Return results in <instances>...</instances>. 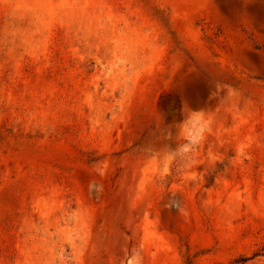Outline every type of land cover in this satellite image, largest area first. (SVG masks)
Masks as SVG:
<instances>
[{"label": "rangeland", "instance_id": "374dc122", "mask_svg": "<svg viewBox=\"0 0 264 264\" xmlns=\"http://www.w3.org/2000/svg\"><path fill=\"white\" fill-rule=\"evenodd\" d=\"M0 264H264V0H0Z\"/></svg>", "mask_w": 264, "mask_h": 264}, {"label": "clouds", "instance_id": "9594fccd", "mask_svg": "<svg viewBox=\"0 0 264 264\" xmlns=\"http://www.w3.org/2000/svg\"><path fill=\"white\" fill-rule=\"evenodd\" d=\"M216 89V93L220 90H225L226 94L223 99L227 101L237 99L241 95L239 89H236L231 85L222 86L216 83ZM216 93H213V95ZM182 112L184 119L165 129L164 138L168 140L173 138L171 128L174 127L176 129V147L173 149L165 145L160 151L159 163L162 169H170L173 166L184 167L190 165L193 162L196 151L202 144H204L207 137L213 131V110L195 111L192 110L187 103H184ZM236 152L239 154L240 149L237 148ZM178 211H182V209H178Z\"/></svg>", "mask_w": 264, "mask_h": 264}]
</instances>
